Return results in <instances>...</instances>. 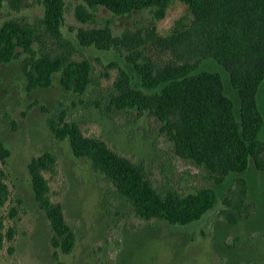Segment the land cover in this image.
<instances>
[{
	"label": "rangeland",
	"instance_id": "rangeland-1",
	"mask_svg": "<svg viewBox=\"0 0 264 264\" xmlns=\"http://www.w3.org/2000/svg\"><path fill=\"white\" fill-rule=\"evenodd\" d=\"M64 1L63 37L74 46V58L91 63L92 81L84 94L67 91L57 73L50 87L37 89L29 98L22 71L26 54L9 63L0 60V132L11 151L7 162L0 163V183L7 187L0 202V264H264V169L252 160L244 174L218 184L207 168L179 157L161 132V123L150 113L109 105L120 68L135 74L118 50L84 47L77 38L80 30L102 28L106 21H111L115 37L123 36L127 29L144 35L154 29L156 35L169 36L191 23L189 6L176 0L160 20L155 19L153 9L118 16L101 6L96 22L82 23L75 15L81 0ZM43 18L42 0L20 4L0 0V26L12 19L26 22L37 30L34 49L40 54H56L61 47L44 32ZM144 51L159 65L171 59L170 53L151 42ZM200 70L222 75L238 112L239 96L223 67L208 59ZM257 99L264 117V82ZM60 110L68 121L80 125L85 136L102 139L142 164L146 177L159 190L173 188L186 195L211 187L219 195L216 206L187 225L141 219L88 158L76 157L68 140L56 139L49 118ZM260 134L264 140V124ZM46 151L57 156L54 170L45 172L50 197L63 205L76 234L70 254L53 247L50 221L34 199L28 163ZM260 160L264 165V155ZM238 176L248 182L247 203L252 209L249 218L229 224L220 215L221 198L236 187L233 180Z\"/></svg>",
	"mask_w": 264,
	"mask_h": 264
},
{
	"label": "trees",
	"instance_id": "trees-1",
	"mask_svg": "<svg viewBox=\"0 0 264 264\" xmlns=\"http://www.w3.org/2000/svg\"><path fill=\"white\" fill-rule=\"evenodd\" d=\"M176 0H81L76 18L94 23L99 7L118 16L153 9L156 20L164 18ZM193 14L190 24L174 29L169 36L156 35L155 30L132 32L115 37L111 21L102 28L80 30L77 38L84 47L118 50L134 75L120 68L109 105L114 109H135L148 112L161 123V132L172 143L174 152L207 168L218 184L232 175H242L253 160L259 168L264 155L261 129L264 117L257 94L264 82V0H179ZM20 4L23 0H11ZM44 32L61 47L56 54L38 53L34 49L37 30L26 22L9 20L0 26V60L5 63L19 59L26 78L29 98L37 89L48 88L54 75L60 73L61 85L67 91L82 95L92 81L91 63L74 58L72 43L63 37L64 0H42ZM171 54L159 65L148 56L149 43ZM216 61L228 73L231 86L237 91L240 107L235 111L227 95L222 75L200 70L204 61ZM36 103H38L36 101ZM57 140H68L76 157L88 158L96 171L104 174L143 220L166 221L187 225L202 218L216 206L219 195L205 187L182 194L176 189L159 190L146 177L144 166L112 149L104 140L85 136L80 125L68 121L64 111L49 118ZM11 155L0 132V163ZM57 156L46 151L28 163L34 199L45 212L54 233L52 245L65 254L73 251L76 234L68 223L64 207L50 197L45 172L53 171ZM234 189L223 194L220 215L229 224L249 218V185L243 176L233 180ZM7 190L0 183L1 195Z\"/></svg>",
	"mask_w": 264,
	"mask_h": 264
}]
</instances>
